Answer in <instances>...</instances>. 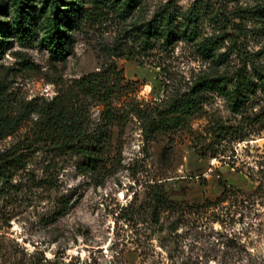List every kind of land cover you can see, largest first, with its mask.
Returning a JSON list of instances; mask_svg holds the SVG:
<instances>
[{
  "label": "rangeland",
  "instance_id": "1",
  "mask_svg": "<svg viewBox=\"0 0 264 264\" xmlns=\"http://www.w3.org/2000/svg\"><path fill=\"white\" fill-rule=\"evenodd\" d=\"M52 1L0 0V111L14 122L0 153L25 157L0 175V264H264V0H56V18ZM53 23L71 36L62 55L44 40ZM109 68L123 120L101 168L23 148L38 106ZM239 72L258 85L240 110L205 90L178 124L147 128L196 82L229 90Z\"/></svg>",
  "mask_w": 264,
  "mask_h": 264
},
{
  "label": "trees",
  "instance_id": "2",
  "mask_svg": "<svg viewBox=\"0 0 264 264\" xmlns=\"http://www.w3.org/2000/svg\"><path fill=\"white\" fill-rule=\"evenodd\" d=\"M58 9V3L53 0L50 5L53 18H56ZM155 17L142 30L146 37L149 35L145 40L149 46H152V37L162 32L158 21L160 19ZM65 31V26L53 23L44 38L47 46L56 54L62 55L71 39ZM170 32L169 29L164 33L165 38ZM207 49L209 48L204 47V50ZM262 80L259 86L264 89V79ZM223 81L221 78H204L196 82L187 94L171 99L159 122L156 123L154 120L149 122V118L145 116L147 128L152 126L153 130H157L178 124L181 118L196 110L200 93L205 90L224 94L228 97L231 107L236 111L240 110L248 101L249 93L255 92L258 86L249 75L240 72L230 79L231 89L227 90ZM121 87L119 72L112 68L90 72L74 79L60 89L50 101L42 103L35 110L37 117L32 133L33 139L26 141L23 148L42 143L57 154L79 155L81 160L78 161L77 167L83 171H96L101 168L103 161L108 158V152L114 147L111 142L112 128L123 120L122 113L111 104L112 98L120 92ZM92 104L102 106L100 118L95 124L87 114L88 106ZM139 111L141 110L138 109L136 113L138 116ZM13 123L0 111V138L11 132ZM18 150L20 149L14 148L0 153L1 176H4L11 166H18L25 161L24 154H18ZM225 193L226 189H223L221 196ZM153 194L157 204L167 203L158 191Z\"/></svg>",
  "mask_w": 264,
  "mask_h": 264
}]
</instances>
